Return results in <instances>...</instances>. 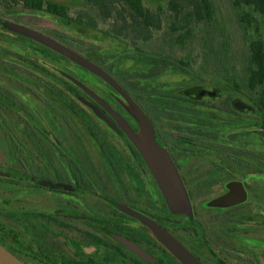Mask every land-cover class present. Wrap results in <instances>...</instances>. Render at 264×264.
<instances>
[{"label":"rangeland","instance_id":"374dc122","mask_svg":"<svg viewBox=\"0 0 264 264\" xmlns=\"http://www.w3.org/2000/svg\"><path fill=\"white\" fill-rule=\"evenodd\" d=\"M51 1L69 6L72 18L81 12L89 11L84 0ZM166 1L144 0L145 5L152 9L163 5L165 10L162 29L150 43L148 51L155 57H166L175 62L188 61L190 66L188 64L187 66L199 72L201 79L197 77L196 80L190 73H185L184 68H181L183 66L176 67L178 71L160 66L156 68L158 74L156 77L142 78L140 72L146 66L140 61L141 57L123 43L106 37L103 31L81 30L77 26H68L46 13L24 10L16 14L14 13L16 10L9 6V0H0V89L7 90L10 103L24 106V112L29 106L34 108L30 111L32 120L29 122L27 119L18 118V114L10 108H4L0 101V203L3 200L4 205L7 201L12 206L13 201L19 200L21 205H17L18 207L27 204L26 207L32 208L36 202L33 196L30 197L28 194L34 191L29 180L21 178L19 174L11 179H5L1 173L13 167L25 169L17 163L21 146L18 149L17 147L20 144L28 147L38 143L36 135L32 133L35 130L31 125L34 121L46 131L48 136H44L45 139L42 138L40 142L53 145V151L56 153L53 159L67 163L68 167L61 165L56 169L63 177L68 175L69 184L71 176L79 180L97 173L102 177L106 190H112L111 183L115 182V179H112L115 174L111 172V166L106 161L100 145L95 142L94 138H97L110 143L119 160L123 159L122 161L126 162L124 183L129 185L132 195L137 198V206L145 207L146 202L147 205L151 202L153 208L167 205L151 170L143 161L141 154L139 153L141 158L137 155L128 136L118 127L116 121L112 122L95 106L97 112L86 99L97 102L113 120L115 119L112 113L122 118L139 137L142 136L141 129L144 123L140 112L104 78L46 45L7 28L4 23L8 22L37 31L86 57L110 75L146 116L134 97L136 92L142 90L143 85L147 84L149 90L157 87L175 91L179 95H190L195 91L201 93L200 98H192L198 102L188 105L200 111L205 110L206 105H212L211 113L219 117L215 119L217 127L212 130L215 135L218 131L220 134L216 139L218 144L211 148L212 155L216 157L214 163L209 162L212 159L208 158L209 161L207 160L203 166L197 161L202 156H194L189 161L182 162V167H177L190 197L191 214L194 208L224 207L223 200L234 192L235 187L239 189L240 199L243 192L245 193V201L247 200L245 207L254 205L264 207V111L258 107L255 101L257 96L254 93L235 86L244 85L242 79L249 54V43L257 38L264 40V21L260 16H256L257 22L252 26L243 24L239 10L232 6L230 0H213L215 4L213 20L207 25H194L193 33L181 41L178 36L184 31L177 28L174 33L171 30V17L166 11ZM91 46L98 51L95 61L87 57V51ZM118 76L121 79H118ZM229 79L231 81L227 82ZM55 80L57 89L61 91L55 93L54 100L50 94H41L44 85L42 86L39 81ZM61 81H68L67 92L64 89L66 85ZM6 92H0V96ZM39 93L45 99L41 104L37 102ZM76 110L80 113L76 114ZM149 120L152 122L150 118ZM167 121L169 120H165ZM83 122L86 127L82 126ZM6 127L9 128L6 130ZM154 129L157 133L155 126ZM29 136L34 137L35 141ZM229 136H234V144L233 141L231 144L226 142ZM166 149L174 161V154L167 146ZM234 150L241 154L251 151L258 154V157L255 159V156H252L251 159L247 154L249 160L247 155L242 154L241 157L251 164L248 163L239 171L229 167V170L234 172L233 179L230 180L233 183L229 189L225 188L229 181H225L222 186L224 179L219 178L216 181L218 176L215 175L209 177L211 180L206 186H199L198 184L205 179L202 174L207 171L209 174L212 164L224 165L226 162L224 158L232 160L233 155L230 151ZM138 160L143 162L147 171ZM91 161L93 167L90 165ZM174 163L176 165V161ZM198 165H201L200 168ZM50 174L53 175L52 172ZM259 192H263L262 196ZM165 208L169 209L168 206ZM171 220L181 221L176 217H172Z\"/></svg>","mask_w":264,"mask_h":264},{"label":"flooded vegetation","instance_id":"af4514ba","mask_svg":"<svg viewBox=\"0 0 264 264\" xmlns=\"http://www.w3.org/2000/svg\"><path fill=\"white\" fill-rule=\"evenodd\" d=\"M39 82L44 85L41 94H50L52 99L61 91L56 80ZM61 82L67 92L68 81ZM6 91L0 89L1 93ZM41 94H37L39 104L45 100ZM0 101L18 118L32 120L31 106L24 112V106L10 103L7 92ZM86 101L115 121L97 102ZM31 125L38 143L17 147L21 146L17 163L25 169L13 167L1 172L5 179L19 174L34 187L28 193L36 201L32 208L27 204L18 207L19 200L12 206L7 201L4 205L3 200L0 203V244L25 264H183L144 219L169 232L200 264H264V207H245L246 195L243 192L240 200L237 187L223 200L224 207L194 208L190 215L153 208L151 202L137 206V198L124 183L127 164L123 159L116 161L117 169L110 165L115 174L111 191L97 173L79 180L71 176L69 184L68 175L63 177L56 169L68 167L67 163L53 159V145L40 142L48 136L46 131L34 121ZM90 165L93 167L92 161ZM259 193L262 196L263 192ZM172 217L181 221L173 222Z\"/></svg>","mask_w":264,"mask_h":264},{"label":"trees","instance_id":"16d2710c","mask_svg":"<svg viewBox=\"0 0 264 264\" xmlns=\"http://www.w3.org/2000/svg\"><path fill=\"white\" fill-rule=\"evenodd\" d=\"M230 1L232 6L239 10V17L243 24L252 26L254 22H257L256 16H260L264 21V0ZM84 2L89 11L81 12L75 18L70 16L69 6L51 0H9L8 4L11 9L16 10L14 11L16 14L24 10L33 13H46L60 19L68 26H77L81 30L103 31L102 33L106 37L123 43L141 57L140 61L146 66L140 72L142 78L156 77L158 75L156 68L160 66H166L174 71H178L176 67L183 66L181 68H184L185 73H190L196 80L197 77L198 79L202 78L201 75H198L199 72L191 70L187 66L188 61L175 62L170 58L155 57L153 53L148 51L150 43L163 26L165 17L163 5L158 6L157 9H152L145 5L144 0H84ZM166 11L171 17V30L175 33L177 28L182 29L184 32L178 38L184 41L183 39H187L193 33L194 25H207L213 20L215 4L213 0H167ZM87 52V57L95 61L98 51L91 46ZM188 65L190 66V64ZM118 79L121 77L118 76ZM242 80L243 86L239 84L235 86L239 89L244 88L249 93H254L257 96L255 101L258 107L264 111V40L261 38L254 39L249 43V54L245 61ZM230 81L229 79L227 82ZM141 89L136 92L135 101L152 120L157 129L159 142L166 145L169 151L174 154L177 167H182V162H187L194 156H202L197 161L203 166L207 160L209 161L208 158L212 159L209 162L214 163L216 157L212 155L211 150L213 149L211 148L218 144L216 139L220 133L218 131L215 135L212 129L217 127L218 123L215 119L219 117L211 113L213 112L212 105H206V109L201 111L188 105V103L198 102L192 98H200L201 93L195 91L194 93L191 92L190 95H179L175 91H166L157 87L149 90L147 84L143 85ZM93 106L98 112L95 105ZM75 112L76 114L80 113L77 110ZM165 120L169 121L165 122ZM84 122L82 126L86 127ZM94 140L100 145L106 160L114 169H117L116 161H119V156L114 153L110 143L97 138ZM234 141V136L227 137V143L234 144ZM133 148L139 156V152L134 146ZM230 152L233 155V157L231 156L232 160L223 157L226 161L224 165L212 164L209 174L208 171L202 174L205 179L201 183L199 182V186H206L207 182L211 180L209 177L212 175L218 176L216 181L223 178L222 186H224L225 181L232 180L234 176V172L230 171L229 167L239 171L245 168L248 163L251 164L241 157L242 154H249L251 159L252 156H255V159L258 157V154L256 155L251 151L242 154L236 150ZM201 165L198 167L200 168ZM216 171H219L220 175Z\"/></svg>","mask_w":264,"mask_h":264},{"label":"water","instance_id":"95a60500","mask_svg":"<svg viewBox=\"0 0 264 264\" xmlns=\"http://www.w3.org/2000/svg\"><path fill=\"white\" fill-rule=\"evenodd\" d=\"M4 25L26 37L32 38L47 47L55 50L66 58L78 63L79 65L89 69L97 75L104 78L107 82L113 85L124 97H126L141 114L145 123L141 129L142 136L132 130V128L119 116L112 113L117 125L128 136L133 145L141 154L143 160L151 170L166 202L168 208L172 212L189 213L191 214V202L187 188L183 179L175 165L168 150L163 147L157 139L156 131L152 122L130 98V96L118 85V83L108 75L103 69L95 65L83 55L68 48L64 44L45 36L37 31L25 28L21 25L5 22ZM108 110V107L103 104ZM56 186V185H53ZM244 199V193L242 199ZM130 212V211H128ZM136 216H140L135 212H130ZM145 222L152 228L166 247L183 263V264H200V262L169 232L162 229L154 221L144 219ZM0 264H25L18 259L14 254L8 251L0 244Z\"/></svg>","mask_w":264,"mask_h":264}]
</instances>
